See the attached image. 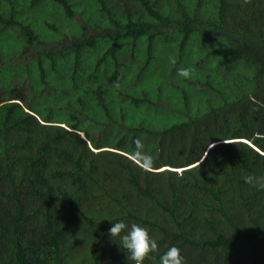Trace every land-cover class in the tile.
I'll return each mask as SVG.
<instances>
[{
    "label": "trees",
    "instance_id": "16d2710c",
    "mask_svg": "<svg viewBox=\"0 0 264 264\" xmlns=\"http://www.w3.org/2000/svg\"><path fill=\"white\" fill-rule=\"evenodd\" d=\"M248 174L264 0H0V264H132L113 219L157 241L145 264L172 245L184 264H264Z\"/></svg>",
    "mask_w": 264,
    "mask_h": 264
},
{
    "label": "clouds",
    "instance_id": "9594fccd",
    "mask_svg": "<svg viewBox=\"0 0 264 264\" xmlns=\"http://www.w3.org/2000/svg\"><path fill=\"white\" fill-rule=\"evenodd\" d=\"M173 63H175L173 61ZM177 74L185 79L190 77V69L182 67L177 69ZM244 182L257 190H264V175L248 174ZM107 219V218H106ZM109 220V219H107ZM107 237L114 243L119 251L125 254L126 260L132 264H145V259L158 250V243L149 234V230L138 223H126L123 219L109 220ZM158 264H184L181 249L175 245L169 246L159 254Z\"/></svg>",
    "mask_w": 264,
    "mask_h": 264
}]
</instances>
